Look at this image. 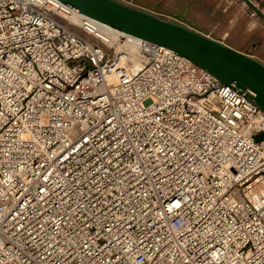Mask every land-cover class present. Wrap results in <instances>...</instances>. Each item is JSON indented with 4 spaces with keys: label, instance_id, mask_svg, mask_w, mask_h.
Listing matches in <instances>:
<instances>
[{
    "label": "built area",
    "instance_id": "obj_1",
    "mask_svg": "<svg viewBox=\"0 0 264 264\" xmlns=\"http://www.w3.org/2000/svg\"><path fill=\"white\" fill-rule=\"evenodd\" d=\"M0 264H264V111L59 0H0Z\"/></svg>",
    "mask_w": 264,
    "mask_h": 264
},
{
    "label": "water",
    "instance_id": "obj_2",
    "mask_svg": "<svg viewBox=\"0 0 264 264\" xmlns=\"http://www.w3.org/2000/svg\"><path fill=\"white\" fill-rule=\"evenodd\" d=\"M79 12L131 34L174 50L221 83L246 91V96L264 111V62L188 25L184 17L165 19L154 12L121 0H59ZM246 3L264 18L250 0ZM261 136V135H260Z\"/></svg>",
    "mask_w": 264,
    "mask_h": 264
},
{
    "label": "rangeland",
    "instance_id": "obj_3",
    "mask_svg": "<svg viewBox=\"0 0 264 264\" xmlns=\"http://www.w3.org/2000/svg\"><path fill=\"white\" fill-rule=\"evenodd\" d=\"M130 2L132 5L142 6L140 2L143 3H157L158 6L164 8L165 11L156 10L157 14L161 17L167 18L170 12L178 14L180 12H185L187 16L193 19L198 24L209 25L214 22H219L221 27H225L229 24V20L236 17L238 9L234 6H231L226 14L223 15L221 9L224 8V5L227 4V0H123ZM241 1V0H238ZM258 8L264 13V0H251ZM219 5V8H216V5ZM246 5H248L245 2ZM248 5L247 11L250 10ZM159 9V8H158ZM254 18L259 19V23L263 28H259L258 32L261 33V36H257L256 43L258 46L257 52L264 57V18L255 13ZM248 21H252L251 17L245 18ZM236 30H232L228 36V40L234 42L239 46L248 45L250 42L254 41V37L249 36L248 34L237 36Z\"/></svg>",
    "mask_w": 264,
    "mask_h": 264
},
{
    "label": "crops",
    "instance_id": "obj_4",
    "mask_svg": "<svg viewBox=\"0 0 264 264\" xmlns=\"http://www.w3.org/2000/svg\"><path fill=\"white\" fill-rule=\"evenodd\" d=\"M123 1V0H121ZM139 1V0H138ZM125 3L130 4V2L127 1H123ZM142 4V6H138L140 8L146 9L148 11L154 12L155 14H157V12H155L156 10H160V11H165L164 8H161L160 6H158L157 3H143L140 2ZM136 6V5H134ZM234 6L238 9V13L236 15V17L232 18L231 20H229V24L227 26H223L221 27L219 25V22H214L212 24L209 25H203V24H198L197 22H195L193 19H191L189 16H187V14L185 12H180L178 14H175L179 17H184L187 21V24L196 27V28H200L204 31H206L208 34L214 36L217 39H220L224 42H226L227 44L233 46L234 48L241 50L245 53H248L256 58H258L259 60L264 62V57L262 55H260L257 50H258V46L256 43V38L257 36H261V33L258 32L259 28H263V26L259 23V19L258 18H254L253 15H250V10L247 11V9H240L237 5V0H233V1H228L227 0V4L224 5V8L221 9L223 15L226 14L225 12H227V10L231 7ZM137 7V6H136ZM159 8V9H158ZM216 8H219V5H216ZM171 13V12H170ZM159 15V14H158ZM247 17H251L252 21H248L245 18ZM236 30L235 32L237 33V36H241V35H245L248 34L251 37H254V41L250 42V44L248 45H237L232 41L228 40V36L230 34V32L232 30ZM264 36V35H263Z\"/></svg>",
    "mask_w": 264,
    "mask_h": 264
},
{
    "label": "snow or ice",
    "instance_id": "obj_5",
    "mask_svg": "<svg viewBox=\"0 0 264 264\" xmlns=\"http://www.w3.org/2000/svg\"><path fill=\"white\" fill-rule=\"evenodd\" d=\"M45 179H47V177H45ZM43 191H44V189L41 188V192H43ZM67 195H68V192H65V196H67ZM81 195H83V194H81ZM66 202L67 201H65V203ZM113 206L114 207H117L115 204ZM91 207L94 209V211H93V217H103V216H105V211L103 209L96 208V205L95 204H92ZM72 211L75 213L76 210L75 209H72ZM87 211H88V209L85 208L80 213V215H84L85 216V220L86 221L88 219L87 216L85 215V213ZM61 223H62V225L64 227L73 228V230H75L73 224L70 221L61 218ZM84 227H87V223H85ZM60 229H61V226L60 225H56L53 228V231H57V230H60ZM102 229H107V226L106 225H102ZM108 231H110V229H108ZM29 235H31V234L29 233ZM38 235H39V233H38ZM77 235H79V232H77ZM46 237H47V243H44V240H45ZM36 242L42 244V246L44 247V253L45 254L42 256V259H47V258L51 257L52 256V253L55 252L58 247H61L60 242L57 241L55 239V237H48L47 231H45L44 236H41L40 239L38 241H36ZM23 243H25V244H27V245L30 246L33 243V241L32 240H29L27 237H25ZM64 243L70 246L72 244V241L69 240V239H67V238H65ZM86 246H87V241L85 240L83 242V244H82V248L83 247H86ZM49 248L51 249V251H48ZM65 251H67L68 254L71 255V251L69 249H65ZM86 255L91 258V256H92L91 251L89 250L88 252H86Z\"/></svg>",
    "mask_w": 264,
    "mask_h": 264
},
{
    "label": "bare ground",
    "instance_id": "obj_6",
    "mask_svg": "<svg viewBox=\"0 0 264 264\" xmlns=\"http://www.w3.org/2000/svg\"><path fill=\"white\" fill-rule=\"evenodd\" d=\"M98 21V20H97ZM99 22H101V21H99ZM102 24H104L107 28H109L110 30H111V32H113L114 33V35H117L118 33H121L122 31H120V30H118V29H116V28H114V27H112V26H110V25H108V24H106V23H103V22H101ZM124 33V32H123ZM127 34V33H126ZM129 35H131V34H129ZM134 36V35H133Z\"/></svg>",
    "mask_w": 264,
    "mask_h": 264
},
{
    "label": "flooded vegetation",
    "instance_id": "obj_7",
    "mask_svg": "<svg viewBox=\"0 0 264 264\" xmlns=\"http://www.w3.org/2000/svg\"><path fill=\"white\" fill-rule=\"evenodd\" d=\"M172 14H175V13H170L169 16H167V18H165V19L172 18ZM157 15H158V14H157ZM158 16H160V15H158ZM160 17H161V16H160ZM162 18H164V17H162Z\"/></svg>",
    "mask_w": 264,
    "mask_h": 264
}]
</instances>
